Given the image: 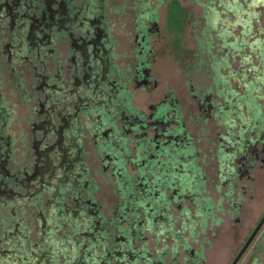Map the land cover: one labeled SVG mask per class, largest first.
Returning a JSON list of instances; mask_svg holds the SVG:
<instances>
[{"label": "flooded vegetation", "instance_id": "1", "mask_svg": "<svg viewBox=\"0 0 264 264\" xmlns=\"http://www.w3.org/2000/svg\"><path fill=\"white\" fill-rule=\"evenodd\" d=\"M161 3L0 0V237L16 241L1 255L40 244L28 264H204L232 231L228 264H261L264 209L246 207L264 181V117L246 139L218 79L183 68L161 84ZM61 205L78 219L63 225ZM67 232L89 235L95 258L70 254Z\"/></svg>", "mask_w": 264, "mask_h": 264}, {"label": "rangeland", "instance_id": "2", "mask_svg": "<svg viewBox=\"0 0 264 264\" xmlns=\"http://www.w3.org/2000/svg\"><path fill=\"white\" fill-rule=\"evenodd\" d=\"M177 7L181 9L177 10ZM181 11L183 15H180ZM159 14L165 28L163 44L160 47L161 53L156 64L157 76L161 84L165 85L167 76L171 74L176 79L189 74L194 76V80L205 74L209 83L218 79L219 88L226 95L224 105H227L231 112L237 113L234 116H238L236 122H231L236 125V135L247 139L254 127L251 116L264 117V0H173V2L162 0ZM183 68L186 70L184 74ZM212 124L214 123H211L210 127ZM209 169L211 168H207V171ZM255 193L256 200L249 199L246 208L260 212L264 209V181L259 187L257 186ZM54 207L52 213L57 214ZM61 212L63 225L78 219L73 215L71 208L66 209L61 205ZM86 214L87 211L82 210L83 220L80 219L79 222L87 223ZM129 214V217L133 218L132 213ZM248 222L250 224L251 221ZM88 225L90 226L89 222ZM132 225L135 226L134 223ZM224 226L230 230L227 222ZM232 228L236 230V227L232 226ZM50 229V241L54 243L57 238L54 222L51 223ZM209 229L208 237L212 234ZM67 233L68 238L63 237V242L68 241L66 250H69L70 254L73 255L75 252L78 259H84L85 262L88 258L89 260L95 258L94 253L87 254L88 247L86 249L82 246V240L87 242L89 235L81 234L77 236V240H72L71 234ZM229 233L231 239L233 233L232 231ZM1 234L3 236L0 237V251L9 247L14 249L16 241L10 235H4V232ZM127 237L130 242L119 241V244L125 243V248L129 243L136 245L132 240L134 236ZM229 239H221L226 247L227 244L231 247L226 250V254L218 252L216 255L212 249L208 250L204 264L230 263L235 245H231ZM112 245L113 243H109L110 247ZM148 245L151 249L152 244ZM223 245L220 250L224 251ZM193 246L198 247V243ZM42 248L43 246L39 244L34 249L35 254L25 252L0 254V264H28L34 260L41 262L45 259ZM249 255L248 253L244 257L241 264H246ZM258 256L261 264H264V256L260 254ZM113 258L115 257L109 259ZM129 258L130 255L125 253L121 256L125 261ZM100 260L98 258L96 261Z\"/></svg>", "mask_w": 264, "mask_h": 264}, {"label": "water", "instance_id": "3", "mask_svg": "<svg viewBox=\"0 0 264 264\" xmlns=\"http://www.w3.org/2000/svg\"><path fill=\"white\" fill-rule=\"evenodd\" d=\"M236 263V261H234V263L233 264H235Z\"/></svg>", "mask_w": 264, "mask_h": 264}]
</instances>
